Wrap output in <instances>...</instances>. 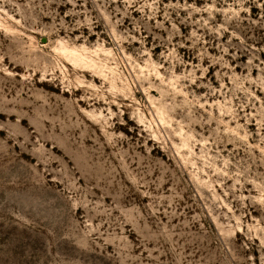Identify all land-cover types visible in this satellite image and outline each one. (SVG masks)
I'll list each match as a JSON object with an SVG mask.
<instances>
[{
  "label": "rangeland",
  "instance_id": "obj_1",
  "mask_svg": "<svg viewBox=\"0 0 264 264\" xmlns=\"http://www.w3.org/2000/svg\"><path fill=\"white\" fill-rule=\"evenodd\" d=\"M0 264H264V0H0Z\"/></svg>",
  "mask_w": 264,
  "mask_h": 264
},
{
  "label": "bare ground",
  "instance_id": "obj_2",
  "mask_svg": "<svg viewBox=\"0 0 264 264\" xmlns=\"http://www.w3.org/2000/svg\"><path fill=\"white\" fill-rule=\"evenodd\" d=\"M62 50L65 51V57L67 56L69 60H71L74 64L80 63L89 68L96 67V61L93 60L91 57L81 54L77 50H69V48H66L64 46L62 47Z\"/></svg>",
  "mask_w": 264,
  "mask_h": 264
}]
</instances>
